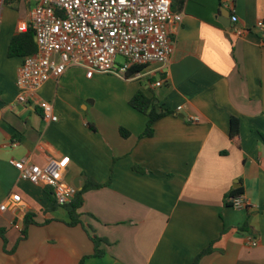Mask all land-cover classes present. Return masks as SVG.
I'll return each mask as SVG.
<instances>
[{"label": "crops", "instance_id": "1", "mask_svg": "<svg viewBox=\"0 0 264 264\" xmlns=\"http://www.w3.org/2000/svg\"><path fill=\"white\" fill-rule=\"evenodd\" d=\"M32 6L0 1V204L13 193L22 197L0 210L7 238L0 239V264H80L94 253L92 234L105 239V255L84 264H194L209 245L197 264H264V29L256 27L264 0H172L183 20L168 25L169 63L146 64L130 78L68 68L38 92L54 104L59 119L52 122L37 103L17 102L24 56L10 55L9 46L26 31L20 25H30ZM226 10L238 18L229 27L219 20ZM233 26L247 31L235 35ZM105 88L116 90L107 102L113 113L95 109ZM138 90L173 111L154 123L151 136H141L148 116L129 104ZM232 117L239 120L233 137ZM62 156L70 157L69 183L110 180L85 193L75 226L64 207L52 208L49 186L21 179L9 162L44 165ZM237 188L249 207L231 205ZM30 212L36 223L19 241Z\"/></svg>", "mask_w": 264, "mask_h": 264}, {"label": "built area", "instance_id": "2", "mask_svg": "<svg viewBox=\"0 0 264 264\" xmlns=\"http://www.w3.org/2000/svg\"><path fill=\"white\" fill-rule=\"evenodd\" d=\"M5 2L7 0H0ZM30 25L20 30L33 29L37 51L24 56L17 75V102L37 103L46 121H58L54 104L38 99L41 87L51 78H59L70 67H82L87 77L96 73L127 78L134 64L158 63L166 66L173 52L169 23L180 25L183 14L172 10V0H30ZM237 22L236 15L231 17ZM264 29L262 20L256 23ZM230 31L238 36L246 29L233 26ZM123 60L118 61L117 57ZM157 81V86L164 84ZM182 106L178 107V110ZM198 121L197 117H192ZM70 157H48L44 165L28 159H10L20 178L33 184L49 186L59 205L70 202L79 190L65 179ZM22 201L19 193L11 194L0 204V210L15 208ZM237 209L249 207L242 196L231 197ZM249 243L259 241L251 236Z\"/></svg>", "mask_w": 264, "mask_h": 264}, {"label": "trees", "instance_id": "3", "mask_svg": "<svg viewBox=\"0 0 264 264\" xmlns=\"http://www.w3.org/2000/svg\"><path fill=\"white\" fill-rule=\"evenodd\" d=\"M235 23V22H233ZM37 51V44L35 42V37H34V32L31 27H29L25 32H22L16 36L13 37L10 46H9V54L10 55H21V56H26L33 54ZM146 67V64H134L132 65L128 72L126 73V77L130 78L135 76L137 73L141 72L144 68ZM154 80V79H152ZM129 104L135 108L136 110L144 113L145 115L148 116V122H147V127L145 131L141 134L142 137L146 136H151L153 134L154 128L153 125L156 121L161 119L162 117L168 115L169 113H172L173 111L164 108L161 106L155 97V95L148 96L145 94L143 90H138L134 96L131 98L129 101ZM239 132V120L236 117H232L231 119V129H230V134L231 136L237 135ZM123 133V131H122ZM124 135H127L126 132H124ZM137 169V167H134ZM110 184V180L106 183H98L94 181L90 177H85V181L82 185V189L78 190L75 197L68 202L66 205H62L66 209L69 215V222L68 224L71 226H75L78 224H82L81 220V208L83 207L84 200H85V193L88 192L91 189H96L100 188L102 186H106ZM242 189L237 188L233 189L230 193L229 196L231 197H237L241 196ZM54 204L52 206L55 207L56 205L58 206L59 204L57 203L55 197L53 200ZM61 206V205H59ZM36 223L35 221V213L30 212L27 213L23 219V226L21 229V236L19 238L20 240H23L27 237L28 235V228L31 224ZM6 229L5 228H0V239L3 240L4 244L7 242V238L5 236ZM91 239L94 243V253L92 255L84 256L80 260V264H84L85 260L87 258H90L92 256H97V257H103L105 255V249L101 247L103 242H106L105 239L92 234ZM18 241V242H19ZM16 247V245H15ZM15 247L10 250V252H13L15 250ZM212 245H209L207 248L203 249L196 257L194 264H197L199 260L212 252Z\"/></svg>", "mask_w": 264, "mask_h": 264}, {"label": "rangeland", "instance_id": "4", "mask_svg": "<svg viewBox=\"0 0 264 264\" xmlns=\"http://www.w3.org/2000/svg\"><path fill=\"white\" fill-rule=\"evenodd\" d=\"M117 60L122 61L123 57L118 56ZM115 93H116V90L110 89V88H105L104 90L98 92L96 95L97 104H95V109H97L99 112H101V111L105 112V110H107V111L113 113V109H110V110L108 109V108H112V107H109V104L107 102L110 101V99H112L113 97H115ZM92 101H93V99H91V101L87 104V107L89 109L94 107V104H92Z\"/></svg>", "mask_w": 264, "mask_h": 264}, {"label": "water", "instance_id": "5", "mask_svg": "<svg viewBox=\"0 0 264 264\" xmlns=\"http://www.w3.org/2000/svg\"><path fill=\"white\" fill-rule=\"evenodd\" d=\"M219 20L223 23L224 26L229 27L232 24V19H231V13L226 10L225 12L222 11V13L219 15ZM74 185L81 190L82 187L80 186V183L75 182Z\"/></svg>", "mask_w": 264, "mask_h": 264}]
</instances>
